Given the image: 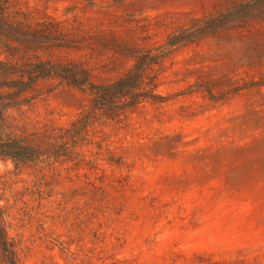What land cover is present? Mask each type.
I'll list each match as a JSON object with an SVG mask.
<instances>
[{
	"label": "rangeland",
	"instance_id": "obj_1",
	"mask_svg": "<svg viewBox=\"0 0 264 264\" xmlns=\"http://www.w3.org/2000/svg\"><path fill=\"white\" fill-rule=\"evenodd\" d=\"M241 1L17 4L62 21L69 48L58 56L86 61L96 82H108L138 52ZM161 59L157 92L166 100L121 120L97 114L79 167L0 157V264H264V23ZM25 96L31 101L3 110L0 133L35 146L91 103L52 80Z\"/></svg>",
	"mask_w": 264,
	"mask_h": 264
},
{
	"label": "trees",
	"instance_id": "obj_2",
	"mask_svg": "<svg viewBox=\"0 0 264 264\" xmlns=\"http://www.w3.org/2000/svg\"><path fill=\"white\" fill-rule=\"evenodd\" d=\"M36 10L18 6L17 0H0V120L5 108L30 102L32 97L25 95L36 91L41 81L52 80L87 92L91 103L69 127L53 132L47 146H35L20 137L0 133V157L54 171L68 164L80 166L78 149L88 143L97 114L108 120H121L145 102L166 100L157 92L165 72L161 57L166 51L224 31L264 23V0L235 3L183 28L169 45L138 52L131 68L116 79L96 82L93 68L86 61L58 56L69 48L66 42L70 35L63 22L40 16ZM3 246L8 250L6 240ZM12 263L17 264L15 257Z\"/></svg>",
	"mask_w": 264,
	"mask_h": 264
}]
</instances>
